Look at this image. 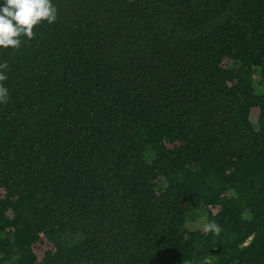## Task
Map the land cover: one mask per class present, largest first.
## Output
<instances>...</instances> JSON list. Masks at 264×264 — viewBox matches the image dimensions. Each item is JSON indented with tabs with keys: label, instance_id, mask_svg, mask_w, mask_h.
Listing matches in <instances>:
<instances>
[{
	"label": "trees",
	"instance_id": "16d2710c",
	"mask_svg": "<svg viewBox=\"0 0 264 264\" xmlns=\"http://www.w3.org/2000/svg\"><path fill=\"white\" fill-rule=\"evenodd\" d=\"M53 3L0 48V264H264V0Z\"/></svg>",
	"mask_w": 264,
	"mask_h": 264
},
{
	"label": "clouds",
	"instance_id": "9594fccd",
	"mask_svg": "<svg viewBox=\"0 0 264 264\" xmlns=\"http://www.w3.org/2000/svg\"><path fill=\"white\" fill-rule=\"evenodd\" d=\"M58 19V9L53 0H3L0 4V48L19 49L22 38L32 40L36 36L35 28L44 24H54ZM7 61L0 62V104L9 98L4 82L8 79ZM219 225L210 222L206 231L219 232Z\"/></svg>",
	"mask_w": 264,
	"mask_h": 264
},
{
	"label": "rangeland",
	"instance_id": "374dc122",
	"mask_svg": "<svg viewBox=\"0 0 264 264\" xmlns=\"http://www.w3.org/2000/svg\"><path fill=\"white\" fill-rule=\"evenodd\" d=\"M150 155H151V152L149 150L145 152V156L147 159L150 158Z\"/></svg>",
	"mask_w": 264,
	"mask_h": 264
}]
</instances>
